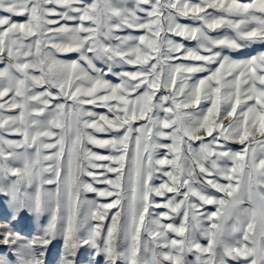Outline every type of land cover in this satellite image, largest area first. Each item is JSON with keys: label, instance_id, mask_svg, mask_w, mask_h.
<instances>
[{"label": "snow or ice", "instance_id": "1", "mask_svg": "<svg viewBox=\"0 0 264 264\" xmlns=\"http://www.w3.org/2000/svg\"><path fill=\"white\" fill-rule=\"evenodd\" d=\"M256 44L264 0H0V264H264Z\"/></svg>", "mask_w": 264, "mask_h": 264}, {"label": "rangeland", "instance_id": "2", "mask_svg": "<svg viewBox=\"0 0 264 264\" xmlns=\"http://www.w3.org/2000/svg\"><path fill=\"white\" fill-rule=\"evenodd\" d=\"M191 2L195 3V2H198V0H191ZM240 2L247 3V2H249V0H240ZM16 19L18 21H21V22L23 21L22 17H17ZM180 22L181 23H188V24L194 23L193 21H190V20H187V19H184V18H181ZM129 31H131V30H127L125 32H121L119 34L126 35V34H128ZM226 32H227L226 29H218V30H216V32H213L212 34L213 35H221V34H225ZM132 34L140 35V34H143V33H141V32H133ZM169 38L174 39L178 43H183L186 47H189V48H194L195 47V42L194 41L184 40L183 38L176 37V36H170ZM261 50H264V48H262L261 45L256 44V45L252 46L250 49H248L247 51H245L242 54L241 57H237V58H243L244 56H247L250 53L251 54L258 53ZM60 58L61 59H65V60H71V59H75L76 55L74 53H69V54L61 55ZM177 63H178V61H177ZM215 67L216 66H213V69ZM127 70H134V69L131 66H128ZM206 75H208V73H198V74H196L195 79L203 78ZM108 79H110L113 83H118L119 82L115 77H111L110 76V77H108ZM161 94H164V93H162V92L161 93H157V95H161ZM89 107H91V106H89ZM201 107H204V104H202ZM94 110L99 112V113H106V111H107L106 109H103V108H95ZM12 114H16V113H12ZM136 123H137V126H138L140 122H136ZM95 135L99 139H109L110 138L108 133H95ZM9 138L17 139L18 137L10 136ZM88 147H90L92 149V151H94V152H96V153H98L100 155H110L114 151V150H111V149L99 148V147H95V146H92V145H89ZM194 147H198V142L194 143ZM229 147L232 150H234V151H239L240 148H241V146L238 143H231L229 145ZM156 155L159 156L160 152H157ZM95 171L99 172L101 170H95ZM105 174L107 175L108 178H114V174H112V173H105ZM83 179L86 180L89 183H93L94 187H97L98 189H103V188L108 187L107 185L96 183V182L92 181L91 177H83ZM160 182H161V178L159 177V174H157V178L154 179L153 183L158 185ZM45 187L46 188H50L51 186H47L46 185ZM212 191L214 193V190H212ZM214 194H216L218 196L221 195V194H218V193H214ZM81 199L82 200L83 199L96 200L98 203H104V202H108L110 198H101V197L96 196V194H94V193H81ZM155 199L157 201L161 200V198H159V197H157ZM205 210L206 211H214L215 208H214V206L208 205V206H205ZM154 211L159 212V211H164V210L163 209H155ZM165 222H167V221H165ZM176 222L179 223V218H177ZM107 223H110V221H105V224H107ZM17 227L26 236L30 235V234H33L37 230V226L34 224V222L32 220H30L28 218L22 219L20 221V223L17 225ZM201 242L205 243L203 238H201ZM61 248H62V241H57L53 246H51V254L46 257L48 264H54V260H55L56 256L59 254V252L61 251ZM4 250L5 249L2 246H0V251H4ZM79 259L81 261H83L84 259H86V257L85 256H81V257H79ZM189 259L191 260V259H193V257L190 256ZM100 261H101V264H102V258H100Z\"/></svg>", "mask_w": 264, "mask_h": 264}]
</instances>
